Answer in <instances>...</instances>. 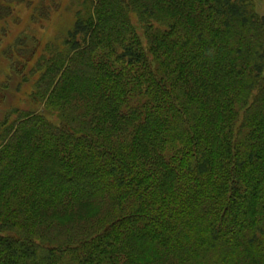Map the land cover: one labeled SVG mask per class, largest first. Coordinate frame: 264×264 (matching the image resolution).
<instances>
[{"label": "trees", "instance_id": "trees-1", "mask_svg": "<svg viewBox=\"0 0 264 264\" xmlns=\"http://www.w3.org/2000/svg\"><path fill=\"white\" fill-rule=\"evenodd\" d=\"M15 44L43 110L0 122V264H264L253 0H92L36 60Z\"/></svg>", "mask_w": 264, "mask_h": 264}, {"label": "rangeland", "instance_id": "rangeland-1", "mask_svg": "<svg viewBox=\"0 0 264 264\" xmlns=\"http://www.w3.org/2000/svg\"><path fill=\"white\" fill-rule=\"evenodd\" d=\"M91 1L13 0L8 4L0 0V4L5 3L9 10L6 16L0 18V122L8 114L15 118L14 110H43V104L35 103L31 97L33 79L25 81L26 70L14 73L4 52L16 51L15 43L22 42L18 47L27 52L35 49L33 58L36 60L41 53L53 49V44L62 41L77 14L88 12ZM253 3L256 12L264 15V0H253ZM32 64L33 61L28 68ZM48 118L52 123L58 122L53 116Z\"/></svg>", "mask_w": 264, "mask_h": 264}]
</instances>
